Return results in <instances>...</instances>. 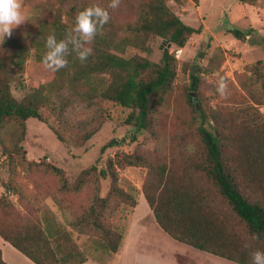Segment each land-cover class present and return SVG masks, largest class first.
I'll return each instance as SVG.
<instances>
[{
    "label": "trees",
    "instance_id": "1",
    "mask_svg": "<svg viewBox=\"0 0 264 264\" xmlns=\"http://www.w3.org/2000/svg\"><path fill=\"white\" fill-rule=\"evenodd\" d=\"M109 3L110 0H24L22 8L29 12L26 23L14 28L0 45V140L12 137L20 151L27 120L45 121L43 106L63 86L70 87L88 104L101 99L131 108L129 122L135 127L132 139L137 140L138 133L147 131L153 134L152 140L133 152L117 155L115 161L120 169H147L142 190L160 226L178 241L252 264L251 253L264 250V59L237 74V83L221 75L227 88L217 109L207 107L201 96L197 105L193 103V93L201 94L202 74L212 71L208 68L211 59L207 67L193 63L187 71L189 118L183 120V127L176 124L169 129L163 124L154 128L152 101L157 98L160 103L169 97L177 75V59L169 50H164L160 63L141 55L127 58L123 54L130 47L148 50L153 36L183 47L194 35L203 33L204 27L185 23L167 0H120L116 9ZM94 4L105 7L110 20L86 45L92 48L88 59L81 62L72 53L65 68L51 70V81L33 86L18 98L13 81L24 72L32 56L37 64L44 65L47 36L55 33L63 39L78 12ZM229 32L239 39L245 35L239 28H229ZM16 123L21 129L20 137ZM92 136L88 133L84 139ZM121 142L111 138L101 146L100 155ZM21 164L27 169L37 163L23 156ZM44 167L59 179V189L68 194L79 193L90 182L89 175L97 171H83L71 182L61 167ZM114 167L111 158L99 173L110 179L106 196L100 195L95 184L85 203L75 200L78 208L64 209L68 225L96 237L111 252H117L125 238V233L113 225V215L123 204L137 205L134 193L119 185ZM57 200L64 204L62 199ZM46 222L47 226H43L35 211L3 214L0 235L37 264L85 263L86 255L64 226L52 225L48 218ZM0 264H9L1 248Z\"/></svg>",
    "mask_w": 264,
    "mask_h": 264
},
{
    "label": "rangeland",
    "instance_id": "2",
    "mask_svg": "<svg viewBox=\"0 0 264 264\" xmlns=\"http://www.w3.org/2000/svg\"><path fill=\"white\" fill-rule=\"evenodd\" d=\"M23 2L24 0H21L22 5ZM167 2L185 23L195 28L203 26V33L194 35L183 47H178L167 39L153 36L149 40L148 50L130 47L123 56L130 58L141 55L158 63L162 60L164 50H169L175 56L177 75L169 97L160 103H157V98L152 101L155 117L153 127L159 128L166 124V127L173 129L176 124L183 127V120L190 116L191 105L187 96L190 76L187 71L193 63L207 67L211 59L208 68H212L211 72L202 74L200 87L202 95L194 92L193 103L197 105L201 96L207 107L217 109L222 105L223 98L216 91L221 75L236 82L237 74L246 72L256 61L264 59V0L198 2L182 0V3L167 0ZM21 11L27 19L29 12L23 8ZM229 28L245 31L244 37L237 38L229 32ZM207 40L211 42L210 47ZM1 42L2 40L0 45ZM177 49H182L180 56H177ZM53 77L52 71L44 65L37 64L32 56L24 72L15 77L13 91L18 98H22L30 88L47 83ZM261 110L264 112V107ZM42 112L45 121L37 118L27 120V131L24 139L20 140V151L16 150V141L12 142V137L5 142L0 140V216L35 211L43 226H47L46 218L52 225H63L86 257H103L105 253H111L96 237L84 235L68 225L64 209L78 208L77 200L85 203L87 194L93 193L95 184L101 196L109 193L110 179L102 178L99 173L106 168L108 160L112 158L115 163L114 169L118 172L119 185L133 192L137 200L136 206L123 204L119 207L112 217L113 225L126 234L131 220L138 215L139 221H134V236L143 231L140 230V226L157 227L153 211L142 190L147 169L142 166H127L120 169L115 161L117 155L133 152L152 140L153 134L147 131L138 133L137 140L132 139L135 127L129 120L133 109L101 99L88 104L80 100L70 87L63 86L59 94L54 95L43 106ZM54 130L60 133L64 140H61ZM88 133H93V136L85 140L84 137ZM18 134L20 137L19 126ZM111 138L122 142L109 148L101 156V146ZM23 156L37 164L24 169L21 164ZM48 164L64 169L71 182L77 180L83 171L91 172L95 170L94 168L97 171L89 175V186L82 187L79 193L68 194L59 189L61 183L59 179L45 170L44 166ZM76 196L77 199H74ZM58 198L64 201L63 205L59 204ZM153 233L147 231L143 234V242H152Z\"/></svg>",
    "mask_w": 264,
    "mask_h": 264
},
{
    "label": "crops",
    "instance_id": "3",
    "mask_svg": "<svg viewBox=\"0 0 264 264\" xmlns=\"http://www.w3.org/2000/svg\"><path fill=\"white\" fill-rule=\"evenodd\" d=\"M135 220L139 221L138 215L131 220L117 252L105 253L103 257L87 256L83 264H242L174 239L160 226L155 215L157 227L140 226L143 231L134 236ZM147 231L154 232L150 243L142 240ZM0 247L9 264H37L4 238L0 239Z\"/></svg>",
    "mask_w": 264,
    "mask_h": 264
},
{
    "label": "clouds",
    "instance_id": "4",
    "mask_svg": "<svg viewBox=\"0 0 264 264\" xmlns=\"http://www.w3.org/2000/svg\"><path fill=\"white\" fill-rule=\"evenodd\" d=\"M119 5L120 0H110V8L116 9ZM21 8V0H0V40L10 37L12 30L26 21ZM109 20V11L98 4L79 11L73 27L63 39H58L55 33L47 36L46 52L42 56L44 66L52 71H59L68 65L67 57L72 53H75L81 62H85L92 53V48L86 45L95 39ZM226 88L224 77H220L216 91L224 96ZM251 258L252 264H264V250L253 251Z\"/></svg>",
    "mask_w": 264,
    "mask_h": 264
},
{
    "label": "built area",
    "instance_id": "5",
    "mask_svg": "<svg viewBox=\"0 0 264 264\" xmlns=\"http://www.w3.org/2000/svg\"><path fill=\"white\" fill-rule=\"evenodd\" d=\"M182 53V49H177V56H180V54Z\"/></svg>",
    "mask_w": 264,
    "mask_h": 264
},
{
    "label": "water",
    "instance_id": "6",
    "mask_svg": "<svg viewBox=\"0 0 264 264\" xmlns=\"http://www.w3.org/2000/svg\"><path fill=\"white\" fill-rule=\"evenodd\" d=\"M170 45V44H169Z\"/></svg>",
    "mask_w": 264,
    "mask_h": 264
}]
</instances>
